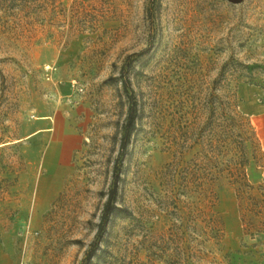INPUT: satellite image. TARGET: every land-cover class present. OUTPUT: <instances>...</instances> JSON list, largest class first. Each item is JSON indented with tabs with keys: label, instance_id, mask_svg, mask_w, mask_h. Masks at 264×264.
Returning <instances> with one entry per match:
<instances>
[{
	"label": "rangeland",
	"instance_id": "1",
	"mask_svg": "<svg viewBox=\"0 0 264 264\" xmlns=\"http://www.w3.org/2000/svg\"><path fill=\"white\" fill-rule=\"evenodd\" d=\"M128 97L122 210L85 261ZM257 105L264 0H0V264H264ZM53 114L61 165L34 132Z\"/></svg>",
	"mask_w": 264,
	"mask_h": 264
},
{
	"label": "trees",
	"instance_id": "2",
	"mask_svg": "<svg viewBox=\"0 0 264 264\" xmlns=\"http://www.w3.org/2000/svg\"><path fill=\"white\" fill-rule=\"evenodd\" d=\"M127 71H128L127 62H125L120 67V72L118 75V78L120 82L122 83L123 89L125 91H127L128 85H129V78L127 77ZM128 98L130 100V103L128 106L125 121L122 125V135L120 138L119 152H118V156L113 166L112 184L107 192L106 201L103 205V209H102L101 216H100V221L97 225L95 240H93L90 244V248L88 249L85 255V258H84L85 261H90L93 257H95L96 250L98 249L97 239L100 236H102L103 231L105 229V225L109 221L110 216L122 210L120 207L116 205V201H115L116 192H117V183L119 181V170H120L118 161H119V158L125 153L127 149L129 138L131 136V133L135 129V120L137 116L136 101L133 100L132 97H128Z\"/></svg>",
	"mask_w": 264,
	"mask_h": 264
},
{
	"label": "crops",
	"instance_id": "3",
	"mask_svg": "<svg viewBox=\"0 0 264 264\" xmlns=\"http://www.w3.org/2000/svg\"><path fill=\"white\" fill-rule=\"evenodd\" d=\"M256 111L264 114V105H257ZM35 125L34 132L46 136L45 161H53L61 165L74 148L73 138L70 137L71 128L67 126L65 117L56 114L43 116L35 122Z\"/></svg>",
	"mask_w": 264,
	"mask_h": 264
},
{
	"label": "built area",
	"instance_id": "4",
	"mask_svg": "<svg viewBox=\"0 0 264 264\" xmlns=\"http://www.w3.org/2000/svg\"><path fill=\"white\" fill-rule=\"evenodd\" d=\"M251 264V263H250Z\"/></svg>",
	"mask_w": 264,
	"mask_h": 264
}]
</instances>
